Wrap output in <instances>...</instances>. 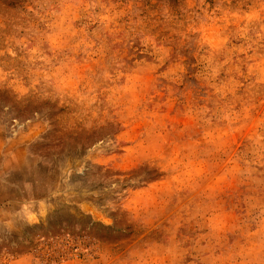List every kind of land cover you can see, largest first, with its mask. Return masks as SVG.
Wrapping results in <instances>:
<instances>
[{
    "label": "rangeland",
    "instance_id": "374dc122",
    "mask_svg": "<svg viewBox=\"0 0 264 264\" xmlns=\"http://www.w3.org/2000/svg\"><path fill=\"white\" fill-rule=\"evenodd\" d=\"M0 264H264V0H0Z\"/></svg>",
    "mask_w": 264,
    "mask_h": 264
}]
</instances>
